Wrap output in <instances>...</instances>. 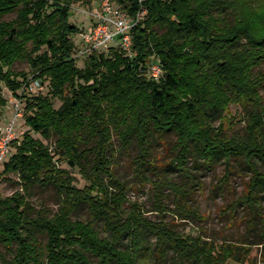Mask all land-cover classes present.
<instances>
[{
  "label": "trees",
  "instance_id": "1",
  "mask_svg": "<svg viewBox=\"0 0 264 264\" xmlns=\"http://www.w3.org/2000/svg\"><path fill=\"white\" fill-rule=\"evenodd\" d=\"M80 1L0 0V114L6 88L24 102L29 128L12 142L1 173L4 180L16 175L20 189L0 197V264H245L250 244L264 256V217L259 226L253 211L264 190V0H111L135 19L143 15L132 30V53L112 47L83 68L72 39L80 29L70 22ZM22 62L29 72L13 69ZM153 64L162 68L158 80L150 77ZM34 82L48 95L29 91ZM236 103L249 107L245 139L216 126ZM168 133L177 140L166 170L181 173V182L154 175L151 147ZM115 137L129 155L136 145L135 178L152 185L161 216L198 219L189 203L197 182L191 162H225L229 179L232 159H241L251 173L243 200L253 213L249 231L262 232L261 241L220 242L150 218L116 176ZM60 163L79 169L88 184L79 188ZM50 186L60 194L58 211L30 218L32 190ZM83 207L90 220H74Z\"/></svg>",
  "mask_w": 264,
  "mask_h": 264
},
{
  "label": "rangeland",
  "instance_id": "2",
  "mask_svg": "<svg viewBox=\"0 0 264 264\" xmlns=\"http://www.w3.org/2000/svg\"><path fill=\"white\" fill-rule=\"evenodd\" d=\"M101 0H81L72 7L70 22L80 29L77 35H74L72 39L75 45L78 47L82 43L83 32H86L92 26V14L100 6ZM78 66L84 67V59H80ZM15 71L29 72L30 66L27 62L17 63L14 68ZM264 70V65L260 68ZM36 94L48 95V88L45 85L44 90L37 91ZM263 107H264V88L260 92ZM4 95L8 100L7 107L0 114V131L4 130L14 117L13 101L20 102L24 107V102L15 97L10 91L5 88ZM56 108H60L62 102L60 100L55 101ZM248 111L249 107L242 106L241 104H232L226 110L224 117L216 123L217 127H221L225 131L226 135L230 138L245 139L246 128L248 125ZM29 128L25 124L24 118L17 122L15 129V137L17 140H21L23 134L28 131ZM36 138L42 139L46 144L49 141L43 139L40 135H35ZM177 135L175 133H168L164 138L157 139L151 147L153 165H155V174L158 172L163 176L172 178L176 182L183 180L182 174L178 173L174 169L166 170L168 165L172 162L175 152L174 146L176 144ZM54 149V145H50ZM114 148L116 151V176L129 188L128 198L130 202H137L143 206L145 211H150L147 215L153 220L163 219L166 222L171 223L172 227L183 234L197 235L202 234L205 238L217 237L220 242L227 241L225 239L232 240L233 243L241 245L244 237H248L245 241L249 243H257L261 241L262 232H259V236L251 235L250 226L252 218V211L243 202L247 193L248 182L250 181L251 173L247 170L246 164L241 159L233 158L230 166L232 174L229 179L225 178L226 164L221 162L215 168H208L203 164L201 160L197 159L191 162L189 165L191 171L196 178L197 182L190 194L189 203L196 210H198V219L186 220L179 217H175L173 214H167L161 216L154 208V190L151 184H140L139 180L135 178V157L138 150L134 144L131 147L130 155L121 149V143L117 137L114 138ZM12 152H15L12 146ZM63 168L68 169L71 174L76 178V185L79 188H84L88 182L83 178L79 169H73L67 163H60ZM153 167V166H152ZM165 169V172L163 170ZM3 169L0 171V197H9L19 191L20 187L16 185L18 177L14 174L9 176L10 180H4L1 176ZM144 171H147L144 169ZM154 172V171H153ZM149 176V172H146ZM156 177L153 176V180ZM228 184L225 186V183ZM169 197L165 203L171 209H175L174 194L170 191H166ZM31 206V211L28 214L30 218H34L39 212L44 211L53 216L59 209L61 204L60 194L53 186L48 188H35L32 190L31 196L28 198ZM232 205H236L238 211L235 215L230 213L229 210ZM256 207L253 209L257 218V223L260 226L261 217H264V190L258 193ZM74 220L88 221L90 220V214L87 207L80 209L75 215ZM260 229V227H259ZM260 231V230H259ZM102 236L105 234L102 232ZM41 239H44L41 237ZM249 250L250 257L245 264H264L263 248L259 245L250 244L245 246ZM166 264H171L168 261ZM238 264V263H231Z\"/></svg>",
  "mask_w": 264,
  "mask_h": 264
},
{
  "label": "built area",
  "instance_id": "3",
  "mask_svg": "<svg viewBox=\"0 0 264 264\" xmlns=\"http://www.w3.org/2000/svg\"><path fill=\"white\" fill-rule=\"evenodd\" d=\"M141 3L144 0H139ZM139 13L137 18L127 14L121 7L111 0H101L100 6L92 14V26L83 33L80 46L77 47V58L87 59L93 53H104L112 47H121L123 51L132 53L133 27L142 19ZM150 77L158 80L162 75V68L158 64L150 66ZM44 90L40 82L31 84L29 91ZM14 117L9 125L0 131V171L9 159L12 151V142L16 140L15 129L17 122L23 118V107L20 102L13 101Z\"/></svg>",
  "mask_w": 264,
  "mask_h": 264
}]
</instances>
